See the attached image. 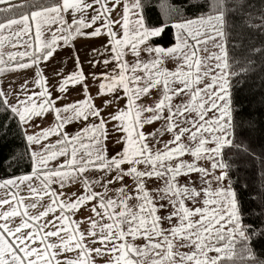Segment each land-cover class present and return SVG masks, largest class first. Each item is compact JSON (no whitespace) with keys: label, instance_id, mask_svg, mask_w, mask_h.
Listing matches in <instances>:
<instances>
[{"label":"snow or ice","instance_id":"1","mask_svg":"<svg viewBox=\"0 0 264 264\" xmlns=\"http://www.w3.org/2000/svg\"><path fill=\"white\" fill-rule=\"evenodd\" d=\"M150 7L0 0V72L33 73L0 87V141L24 143L6 166L28 161L0 178V264H264L254 246L264 240V119L241 111L231 84L264 73V7ZM80 37L98 38L87 72L77 52L71 72L46 76L56 50ZM69 85L83 99L58 106ZM81 206L91 214L72 219Z\"/></svg>","mask_w":264,"mask_h":264},{"label":"trees","instance_id":"2","mask_svg":"<svg viewBox=\"0 0 264 264\" xmlns=\"http://www.w3.org/2000/svg\"><path fill=\"white\" fill-rule=\"evenodd\" d=\"M13 2H20V0ZM171 2L173 4L187 5L188 0H171ZM250 2L254 6V9L264 7V5L261 3V0H250ZM157 3L158 0H151V7L149 8V11L154 14H158L159 12L158 7H156ZM20 11H23V9ZM186 14H192V9L190 7L187 8ZM256 14L258 15V13ZM3 18V15H0V21H2ZM249 35L254 38L253 43L259 47L261 41L260 34L252 31L249 33ZM167 39L168 36L166 35L165 40ZM245 43H247V40H245ZM230 54H232L231 51ZM239 54V52L236 53V55ZM253 59H256L258 66L260 62L259 57L255 56ZM240 80H243L244 83L240 84ZM231 84L234 99L238 102V106L240 107L241 111L245 114H247L249 111H252L257 118L264 119V105L260 103L261 97H264V73L256 72L246 77H235L231 79ZM13 147L16 148L17 153L24 151V143L21 142L19 138H17L14 145L6 141H0V178H6L10 175H19L28 170L27 158H25L22 162L15 164L13 167L6 166L9 164V161L13 159L9 155ZM243 199H247V196H244ZM245 222L247 223L248 221ZM254 246L257 251L261 250L264 248V240H256L254 242Z\"/></svg>","mask_w":264,"mask_h":264},{"label":"crops","instance_id":"3","mask_svg":"<svg viewBox=\"0 0 264 264\" xmlns=\"http://www.w3.org/2000/svg\"><path fill=\"white\" fill-rule=\"evenodd\" d=\"M82 40L83 39L81 38V40L77 43V44H80L78 46V48H77V45H71V44L68 46H64L62 48H58L56 50V53H55V56H56L55 60H53L52 63L47 65L46 67H43V65H42L45 75L51 77L52 69L54 67L57 68L60 72H71L73 69V61L69 57L75 56L77 54V52L79 53L80 59L83 61L84 70H85V72H87L88 61L85 59V54H88L89 56H91L89 46L90 45L96 46V42L95 41H88V42L84 41L82 43ZM4 75H1L2 76L1 77L2 82L4 81L3 80ZM7 75H9V74H7ZM32 76H33L32 71L26 70V76L25 77H24V75H22V76L12 78L10 81L5 80L3 82V85L0 83V87H6L9 82L13 83L14 85H16L18 87L19 83L22 82V80L24 78H30ZM97 87H98V85H93L90 83L89 84V95L93 97L94 103L96 105H100L101 99L96 95ZM104 98L107 99L106 96ZM80 99H83V92L81 90V87L69 85L68 86V92L66 94V99H64V100H71L74 102V101H77ZM64 100L57 102V103H61ZM66 103H68V102H66ZM58 106H60V105H58ZM110 110H113V109H110ZM48 123H54L53 115L46 114L45 124H48ZM73 128H74V126H73ZM72 130H74V129L69 128V131H72ZM52 139H55V138L53 137Z\"/></svg>","mask_w":264,"mask_h":264},{"label":"rangeland","instance_id":"4","mask_svg":"<svg viewBox=\"0 0 264 264\" xmlns=\"http://www.w3.org/2000/svg\"><path fill=\"white\" fill-rule=\"evenodd\" d=\"M13 1H17V0H13ZM48 33L46 32L45 33V35H47ZM81 38L83 39L82 40V43L84 42V41H86V42H88V41H95L96 42V39H98V38H87V37H80V38H76L75 40H74V42L71 44V45H77V48H78V46L80 45V44H77L80 40H81ZM86 44V43H85ZM96 46L98 47L99 45L98 44H96ZM5 51H8V50H19V49H9V48H7V46H6V48L4 49ZM81 50V49H80ZM142 55V57H145L146 56V54H144V53H142L141 54ZM7 57H5V59H6ZM126 58H130V56L129 57H126ZM166 67H168L169 69H173L174 68V65L172 64V63H167L166 64ZM5 74V75H4ZM7 74H9V75H7ZM1 75H4L3 76V80L5 81V80H11L12 78H15V77H18V76H22V75H24V77L26 76V70H18V71H12V70H7V71H4V72H0V83L3 85V82L1 81ZM120 92H121V94H122V89L120 90ZM106 97H107V99L109 98L107 95H105ZM73 97V96H72ZM66 102H68V103H70V102H73V101H71V100H64L63 102H61V103H66ZM61 103H57L58 105H60ZM114 110V109H113ZM102 114H103V109H102ZM158 126V125H157ZM108 127H111V125H108ZM70 129H74L73 127H71ZM108 148H109V151H111V149L113 148V144H112V142L110 141L109 143H108ZM186 159H190V157H185ZM126 179H128V182H131L130 181V179L129 178H126ZM54 187H58V185H56V186H54ZM76 187L77 186H74V185H71V184H69V185H66L65 186V189L63 190V191H65L66 193H72V192H75L76 191ZM97 190H99V189H97ZM81 191H82V189H81ZM4 194H5V191L3 190V189H0V197H3L4 196ZM23 194V193H22ZM91 213H90V211L89 210H86V209H84L83 208V206H81L78 210H77V214L75 215V216H73L72 217V219H75V220H82L85 216H88V215H90ZM84 227V224L83 223H81V228H83ZM142 241L140 240V239H138L137 241H136V243L137 244H140Z\"/></svg>","mask_w":264,"mask_h":264}]
</instances>
